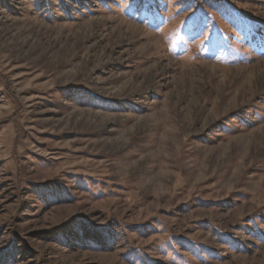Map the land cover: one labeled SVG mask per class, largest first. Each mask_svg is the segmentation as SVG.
Masks as SVG:
<instances>
[{"label": "rangeland", "instance_id": "obj_1", "mask_svg": "<svg viewBox=\"0 0 264 264\" xmlns=\"http://www.w3.org/2000/svg\"><path fill=\"white\" fill-rule=\"evenodd\" d=\"M0 264H264V0H0Z\"/></svg>", "mask_w": 264, "mask_h": 264}]
</instances>
